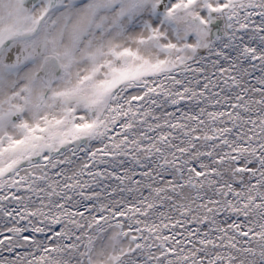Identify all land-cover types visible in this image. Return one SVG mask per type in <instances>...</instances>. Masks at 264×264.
<instances>
[{
    "label": "snow or ice",
    "instance_id": "obj_1",
    "mask_svg": "<svg viewBox=\"0 0 264 264\" xmlns=\"http://www.w3.org/2000/svg\"><path fill=\"white\" fill-rule=\"evenodd\" d=\"M0 264H264V0H0Z\"/></svg>",
    "mask_w": 264,
    "mask_h": 264
}]
</instances>
